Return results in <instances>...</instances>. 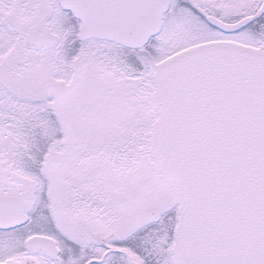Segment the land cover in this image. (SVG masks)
I'll use <instances>...</instances> for the list:
<instances>
[{"label": "snow or ice", "instance_id": "6c2138e0", "mask_svg": "<svg viewBox=\"0 0 264 264\" xmlns=\"http://www.w3.org/2000/svg\"><path fill=\"white\" fill-rule=\"evenodd\" d=\"M0 264H264V0H0Z\"/></svg>", "mask_w": 264, "mask_h": 264}]
</instances>
